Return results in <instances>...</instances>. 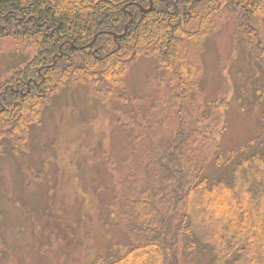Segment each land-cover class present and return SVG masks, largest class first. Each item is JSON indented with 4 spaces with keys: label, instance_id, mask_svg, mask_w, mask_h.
<instances>
[{
    "label": "trees",
    "instance_id": "1",
    "mask_svg": "<svg viewBox=\"0 0 264 264\" xmlns=\"http://www.w3.org/2000/svg\"><path fill=\"white\" fill-rule=\"evenodd\" d=\"M149 2L0 0V37L11 38L33 52L24 68L33 79L39 81V67L48 66L44 71L45 95L24 97L18 93L6 99L7 110L0 113V157L8 148L17 147L29 129L41 122L49 97L75 84L86 86L89 96L118 101L123 111L131 106V117L139 114L146 119L150 114H161L165 122L157 127L156 143V132L140 131L136 123L129 126L135 150L140 149L141 163L130 156L123 160L125 171L118 178L121 192L112 207L118 208L115 225L132 245L102 264H180L184 253L191 257L187 249L198 255L205 253L207 264H264V189L260 185L264 182V125L258 126L264 124V118L246 143L224 157L214 153L207 163L201 161L193 170L191 155L196 144L192 145V123L202 119L204 103L196 99L201 91L193 64L200 38L187 30L196 22L197 28L210 32L232 20L258 54L255 62L264 74V38L258 31L264 0H154L153 10L141 14L139 6L148 7ZM125 8L135 19L124 37L103 34L95 43L99 48H71L72 41L87 45L101 30L121 34L129 20ZM145 54L156 59L151 81L160 101L147 111L134 106L131 96L120 94L128 69ZM169 76L176 77L174 83H168ZM202 140L207 141L204 136ZM111 166L116 173L117 165ZM141 175L147 179L142 183ZM231 190L246 196V204L255 209L250 217L240 216L246 205L233 201ZM201 197L219 208L232 202L237 212L211 235L200 238L195 227H201L202 222L195 219L191 209L199 208ZM4 246L0 236V257L6 251Z\"/></svg>",
    "mask_w": 264,
    "mask_h": 264
},
{
    "label": "rangeland",
    "instance_id": "2",
    "mask_svg": "<svg viewBox=\"0 0 264 264\" xmlns=\"http://www.w3.org/2000/svg\"><path fill=\"white\" fill-rule=\"evenodd\" d=\"M259 16L260 33L264 34V9ZM196 25L192 23L187 30L200 38L193 64L201 91L196 99L204 103V111L202 119L192 123L194 171L214 153L224 157L246 143L264 118V77L255 63L258 54L251 50L243 30L232 20L210 32ZM30 56L31 52L22 50L20 43L0 37V82ZM155 73V60L142 58L127 71L120 94L131 96L136 107L153 109L160 102L151 81ZM175 80L168 77V83ZM54 101L57 103L45 110L43 125L32 130L27 144L21 142L0 159V236L6 250L1 254V264H102L132 245L127 234L115 226L118 208L112 207L121 192L118 178L125 171L123 160L130 156L141 163L140 149L135 150L127 128L136 123L140 131L156 132V143L157 127L164 124L165 117H131V106L123 111L118 101L94 99L82 85L64 89ZM203 136L207 141L202 140ZM51 143L56 151L47 149ZM24 148L27 151L22 157L15 158ZM209 149L211 155L207 156ZM47 156H60V163L47 158L42 164L49 179L44 180L46 174L41 172L40 180L26 182L30 172L39 170L40 161ZM107 159L119 168L116 173L106 164ZM144 180L147 179L141 175L140 182ZM260 185L264 189V182ZM230 193L233 201L246 205L240 211L242 218L255 212L246 204L245 195L232 190ZM199 200V208L191 210L202 222L201 227L195 225L200 238L211 235L237 212L232 202L219 208L204 197ZM100 202L111 203L109 213L106 210L110 217L105 216L104 209L99 210ZM186 252L191 257L184 253L180 264H207L205 253L198 255L192 249Z\"/></svg>",
    "mask_w": 264,
    "mask_h": 264
},
{
    "label": "flooded vegetation",
    "instance_id": "3",
    "mask_svg": "<svg viewBox=\"0 0 264 264\" xmlns=\"http://www.w3.org/2000/svg\"><path fill=\"white\" fill-rule=\"evenodd\" d=\"M205 1V0H204ZM85 46V45H84ZM31 58L30 57L29 60H27L25 62L24 67H17V68H13L12 71L6 76V78L2 79V81L0 82V113L4 112L7 110V107L9 104H6V99L17 95L18 93H20L22 96L24 97H34L35 95L37 96H41V95H45L46 94V87L44 85V82L46 80V77L44 75V71L48 66H45L46 68L43 69V65L41 67H39L38 71L40 74L41 79L38 81L37 79H33V76L31 74V72L27 69H24L25 67H27L30 62H31ZM20 70H22V72H19ZM19 72V73H18ZM23 81V82H22ZM78 85V84H76ZM75 86V85H73ZM70 88V87H69ZM60 89H58L57 91H59ZM64 89L60 90L58 93H56L55 95L49 97V103L46 105V107L43 110L42 113V118H41V122L37 125V126H32L29 129V132L27 134V136L22 140V142H24L25 144H27V142L30 140V133L32 132V130L35 127H40L43 125L44 123V116L46 113V109L51 106L52 104H56L57 102L54 101L58 95L63 91ZM7 144L11 145L12 143L10 141H6ZM11 148H8L5 152V155H7L10 151ZM25 150H23L22 154L17 155L15 158L20 159L22 157V155L27 151L26 148H24ZM47 149L51 150L54 149L56 151V147L54 148L53 143L48 144L47 145ZM4 155V156H5ZM4 156L0 157L3 158ZM48 158V160H55L57 163H60V156H56V157H46L45 160H41L40 161V165H39V170H32L30 172V175L26 177L25 181L29 182V183H33L35 181H38L41 179L40 173L43 172L46 174V177L44 178V180L49 179V173L48 170L45 169L43 167V162L46 161ZM33 165L29 164V167L32 168ZM31 184H29L28 187H31Z\"/></svg>",
    "mask_w": 264,
    "mask_h": 264
},
{
    "label": "bare ground",
    "instance_id": "4",
    "mask_svg": "<svg viewBox=\"0 0 264 264\" xmlns=\"http://www.w3.org/2000/svg\"><path fill=\"white\" fill-rule=\"evenodd\" d=\"M194 1H197V2H201V1H203V0H194ZM148 7H145V6H141V8H140V13L141 14H144V13H147V12H145V11H142V9H144V10H146ZM153 8H154V0H153ZM261 9H264V3H263V5H262V7H261ZM134 19H135V15H134V13H132V17L128 20V22L125 24V26H124V30H123V34H122V36L124 37L127 33H128V31H129V28H130V26H131V24L133 23V21H134ZM127 27V29L125 30V28ZM205 31V30H204ZM258 31L260 32V29L258 28ZM109 32L110 31H103V30H101V31H98L94 36H93V39L87 44V45H85V46H79V45H75L74 44V41H72L70 44H71V48H73V49H75V50H78V51H81V50H84L85 48H90V47H93L94 46V48H99V46H95L96 44V42H97V40H98V38H99V36L100 35H103V34H109ZM207 32H209V31H207ZM262 36H263V38H264V34H261ZM34 50V49H33ZM34 51H36V50H34ZM96 55H98V54H96ZM60 56H63V53H61L60 54ZM99 56V55H98ZM105 56H107V54L105 55ZM109 56H110V54L108 55V58H109ZM54 57V62H56V56H53ZM142 58H148V59H150V58H153V57H150L149 55H143L142 57H140L138 60H137V62H139ZM154 60H155V62H156V59L155 58H153ZM178 82H180L181 83V81H179L178 80ZM198 82V78H196V83ZM192 85H193V83H192ZM202 94V93H201Z\"/></svg>",
    "mask_w": 264,
    "mask_h": 264
},
{
    "label": "water",
    "instance_id": "5",
    "mask_svg": "<svg viewBox=\"0 0 264 264\" xmlns=\"http://www.w3.org/2000/svg\"><path fill=\"white\" fill-rule=\"evenodd\" d=\"M152 7H153V0H150V7L148 9H146V10L142 9V11L148 12V11H150L152 9ZM126 29H127V27L125 28V30Z\"/></svg>",
    "mask_w": 264,
    "mask_h": 264
}]
</instances>
